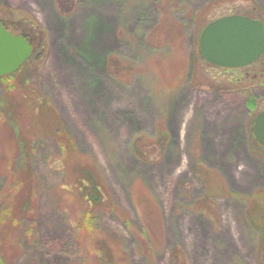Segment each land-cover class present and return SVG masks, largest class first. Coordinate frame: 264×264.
<instances>
[{
  "label": "rangeland",
  "instance_id": "1",
  "mask_svg": "<svg viewBox=\"0 0 264 264\" xmlns=\"http://www.w3.org/2000/svg\"><path fill=\"white\" fill-rule=\"evenodd\" d=\"M234 12L264 20V0H0V16L13 32L26 36V18L42 26L44 57L28 64L30 81L81 153L71 148L66 166L62 157L69 152L58 138L35 142L29 163L36 227L31 240L18 231L24 245L14 264L92 258L78 244V232L87 238L76 226L85 207L71 191L72 160L81 159L93 165L120 209L100 206L95 222L103 237L119 242L128 264H171L177 244L187 264H264V233L251 208L264 202V148L253 131L264 108V74L258 77L264 63L253 81L233 84L198 56L205 24ZM4 146H14L10 137L0 138V153ZM199 164L212 172L208 186L195 174ZM5 170L0 157V184ZM207 187L203 208L197 203ZM139 195L161 223L162 237L149 253L138 238ZM83 245L92 244L85 239Z\"/></svg>",
  "mask_w": 264,
  "mask_h": 264
},
{
  "label": "trees",
  "instance_id": "2",
  "mask_svg": "<svg viewBox=\"0 0 264 264\" xmlns=\"http://www.w3.org/2000/svg\"><path fill=\"white\" fill-rule=\"evenodd\" d=\"M0 19L8 27V23L1 16ZM24 21L26 26H23V28L26 31L27 38L33 44V52L18 70L0 75V117L2 120L5 118L2 128H0V138L2 142H7L8 137H10L11 142L14 143L12 147L4 146V151L0 153V157H2V161L7 168L3 172L4 179L6 180L0 184V206H2L3 201L7 204L4 208H0V264H14L20 256L24 245L22 236H19L20 232L25 234L24 240H31L33 237L31 235L36 227L35 221L30 220L34 213L33 205H35L34 202H36L35 197L37 195V188L35 187L36 175L32 162L29 163L35 142L43 136L58 138L61 144L66 145V148L64 147L65 154L66 151L69 152L67 156L64 155L62 157V161L66 163V166L68 164L67 160H69L70 149L72 148L74 151L77 148L73 139L68 136V131L64 128L59 114L50 100L30 81L28 64L36 65L43 59L45 37L44 30L38 21L29 18L24 19ZM198 56L212 67L219 68L218 73L215 72L213 75L225 77L228 83L237 84L239 81L247 83V81L250 82L254 79V74L247 76L242 72L240 67H225L208 62L202 56L200 50H198ZM263 61L264 53L259 59L251 63L256 65V68L253 69L255 72L260 69V65L264 63ZM262 74L264 72L257 75L261 77ZM249 103L253 108L257 107L253 99H250ZM23 107L26 108L25 111H23ZM22 120H28L29 122L25 126L24 123H21ZM163 131L167 133V130ZM257 142L264 148V145L259 141ZM145 151L147 150H140L142 155ZM74 153L79 157L81 156V153L78 151H74ZM71 157L73 158L74 156ZM72 161H75L76 166L74 172H72L74 179L71 191H75L78 193L76 195L81 196L85 207L81 218L76 222V226L78 231L84 230L86 232L87 238H82L78 232V244L79 247L83 246L82 251L84 250V253L92 254V258L90 259H93L90 260L88 258L89 255H84L82 264H128V258L125 256L124 249L119 247V242L103 237L95 222V210L106 206L108 209L119 214V207L114 205L111 198H109V190L95 173L92 164L83 159ZM209 171L207 167H204V164H199L195 170V174L203 178L207 186L213 182L212 178H210L212 172ZM60 186L68 190L71 187L65 181ZM210 191L211 188L207 187L206 193L199 199L197 205L203 208L207 206L211 194ZM141 198L143 197L140 195L136 198L140 207L143 224L141 231L138 232V238L141 241L140 246L143 251L149 253L155 248L156 244L159 243L158 240L162 237L161 223L158 211H155L150 206L151 204L147 207L146 204L143 206L140 202ZM260 203L264 206L263 201ZM261 205L258 201L252 205V219L257 226L259 223L261 224L259 226L262 227L261 229L264 233V208H261ZM85 239L92 244L89 248L83 245ZM187 263V256L182 247L178 244L175 245L171 252V264Z\"/></svg>",
  "mask_w": 264,
  "mask_h": 264
},
{
  "label": "water",
  "instance_id": "3",
  "mask_svg": "<svg viewBox=\"0 0 264 264\" xmlns=\"http://www.w3.org/2000/svg\"><path fill=\"white\" fill-rule=\"evenodd\" d=\"M199 48L212 64L248 65L264 53V20L240 12L213 18L200 32ZM32 52V42L7 28L0 19V75L18 70ZM253 131L257 141L264 145V108L255 117Z\"/></svg>",
  "mask_w": 264,
  "mask_h": 264
},
{
  "label": "flooded vegetation",
  "instance_id": "4",
  "mask_svg": "<svg viewBox=\"0 0 264 264\" xmlns=\"http://www.w3.org/2000/svg\"><path fill=\"white\" fill-rule=\"evenodd\" d=\"M240 68H241L242 72H244L245 75L249 76L252 74L253 69L256 68V65H253L250 63L249 65L241 66ZM255 74H257V73H255ZM255 74H254V77L256 76Z\"/></svg>",
  "mask_w": 264,
  "mask_h": 264
}]
</instances>
